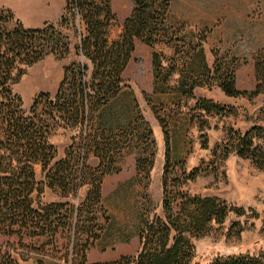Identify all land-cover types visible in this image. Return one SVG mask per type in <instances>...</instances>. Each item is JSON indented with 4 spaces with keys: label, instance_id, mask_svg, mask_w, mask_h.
Here are the masks:
<instances>
[{
    "label": "trees",
    "instance_id": "obj_1",
    "mask_svg": "<svg viewBox=\"0 0 264 264\" xmlns=\"http://www.w3.org/2000/svg\"><path fill=\"white\" fill-rule=\"evenodd\" d=\"M131 2V12L115 40L109 39L110 28L116 20L112 0H64L59 24L40 28H25L20 24L9 28L8 18L0 13V233L16 236L18 248L26 251L17 258L9 251L0 250V264L28 261L31 249L42 254L58 252L59 231L65 232L71 244V249L62 255L67 264H189L195 253L193 238L207 234L213 224H222L230 213L238 216L245 213L243 207H235L221 197L192 194L182 188L184 181L195 180L200 173L208 171V167L199 165L188 171L178 162L182 181L173 174L177 164H170V135L166 122L153 106L165 145L161 213L149 216L143 212L140 216L136 254L121 255L109 261L87 260L86 251L99 238L97 213L105 215L101 194L103 179L120 171L122 150L137 134L130 121L118 128L126 127V131L118 133L114 132L111 122L93 125L96 113L122 90V74L137 41L152 47L160 43L169 45L174 40L166 24L171 0ZM64 27H71L78 36L75 48L89 62L90 74L86 62L69 63L64 67L54 95L40 93L25 109L12 85L27 67L45 56L61 59L68 54L69 35ZM191 51L186 54L187 61L180 70L176 87L169 84L173 70L163 66L160 53H151L152 93L176 91L182 97L194 98L196 87L216 85L229 97L252 100L259 94L264 95V48L254 56L256 84L250 90L236 86V70L240 65L236 57L224 62L214 50V62L209 67L203 42L193 46ZM195 108L206 114H222L228 107L200 97L196 99ZM133 119L146 127L145 133L138 137L149 139L151 131L143 123V117L136 112ZM57 128L77 131L71 136L62 158H56V146L50 142L51 133ZM262 134L264 127L260 125L245 131L230 129L221 146L223 158L233 150L264 171V147L255 142ZM217 147H214V155ZM90 154L98 159L94 167L86 164ZM153 158L152 149L148 156H137L136 175L144 173L148 177ZM36 165L41 166L43 181L36 179ZM83 186H87L86 194L75 204L70 196L75 198ZM46 187L58 191L60 199L41 202L38 198ZM24 239H41V242L35 247ZM34 262L43 264L44 259ZM208 264H264V255L236 253L216 257Z\"/></svg>",
    "mask_w": 264,
    "mask_h": 264
},
{
    "label": "rangeland",
    "instance_id": "obj_2",
    "mask_svg": "<svg viewBox=\"0 0 264 264\" xmlns=\"http://www.w3.org/2000/svg\"><path fill=\"white\" fill-rule=\"evenodd\" d=\"M131 9V0H112L116 20L109 31L110 40L119 37L123 21ZM0 13L8 18L6 25L9 28L17 24L25 28L58 25L64 13V0H0ZM166 24L173 34L172 43L148 47L137 41L132 58L122 74V90L96 113L93 125L111 122L114 132L118 133L126 131V127L122 130L118 128L130 121L137 134L122 150L120 171L103 179L101 194L105 215L97 213L99 238L86 251L87 260L109 261L121 255L136 254L139 249L137 231L140 216L143 212L149 216L161 213L165 145L153 106L166 122L170 135V164H177L173 174H177L182 181L178 162H182L188 171L199 165L208 167V171L200 173L195 180L184 181L182 188L192 194L221 197L235 207L245 209L243 215L230 213L222 224H213L207 234L193 238L195 253L189 264H208L216 257L236 253L264 255V171L253 166L249 159L237 156L231 147L232 151L223 158L221 149L230 129L245 131L253 125L264 127V105L249 109L245 106L248 98L244 97L245 105L224 104L228 107L224 113L206 114L195 108L196 99L204 98L198 91L194 93V98L182 97L176 91L152 93L151 66V53H160L163 66L173 70L169 84L176 87L180 70L184 69L187 61V52L191 53L193 46L204 44L210 38L205 43L208 46L206 50L213 57L214 50L218 51L224 62L236 57L240 64L237 68L241 70L240 79L245 80L250 69H254L256 52L264 48V0H171ZM63 29L69 35L68 54L61 59L45 56L27 67L23 76L12 85L25 109L40 93L54 95L64 67L69 63L86 62L90 74L89 62L75 48L78 36L71 27ZM205 87L211 89L207 85ZM248 101L251 106L254 105L252 100ZM136 112L150 128L151 135L147 140L138 137L143 135L140 133H145L146 127L138 119H133ZM76 133L63 128L51 133L50 142L56 146V158L64 157L71 136ZM261 136L255 142L264 147V134ZM203 142L206 147H203ZM144 149H147L146 152H143ZM151 149L154 158L149 176L145 177L144 173L136 175V157L148 156ZM97 163L98 159L90 154L86 164L94 167ZM35 172L36 179L43 181L40 165H36ZM86 191L87 186L81 187L75 198L70 196V200L78 204ZM59 196L58 191L46 187L38 199L51 202ZM39 240L24 239L35 247L40 244ZM17 241L16 236H8V240L0 244V250L9 251L19 258L26 251L18 248ZM56 245L58 252L42 254L31 249L30 260L43 258L46 264H67L62 255L71 249V244L65 232L57 233Z\"/></svg>",
    "mask_w": 264,
    "mask_h": 264
},
{
    "label": "crops",
    "instance_id": "obj_3",
    "mask_svg": "<svg viewBox=\"0 0 264 264\" xmlns=\"http://www.w3.org/2000/svg\"><path fill=\"white\" fill-rule=\"evenodd\" d=\"M212 33L213 32H211V34ZM209 41H210V38H209L208 42ZM208 42H205V43H208ZM205 43L203 44L204 53H205V60H206L207 65L209 67H212L214 57H213L212 53H210V51L208 52L206 50L208 46ZM249 72L250 73L248 74V77L245 78V80H241L240 79L241 70L237 69L236 86L238 89H252L255 86L256 79H255L254 69L253 70L250 69ZM205 86L206 85L196 87L194 89V93H197V91H198V92H200L202 97L213 99L214 101L221 103V104H235L237 106H241V105H245V103H246V102H244L245 101L244 97H229L226 94H224V92H222V90L219 87H217L216 85H213L210 90H208V88ZM263 97L264 96L262 94H259L258 96L254 97L252 99L253 104H254L253 106L250 105V102L247 99V103H246L247 105H245V106H247V107L249 106L248 107L249 109H256V107H260L263 105ZM94 165H95V163H94ZM59 199H60V197L57 198V200H59ZM6 240H8V236L0 233V244H3L4 241H6ZM21 264H36V263H34L32 260H28V261L22 262ZM43 264H46V263H43Z\"/></svg>",
    "mask_w": 264,
    "mask_h": 264
}]
</instances>
